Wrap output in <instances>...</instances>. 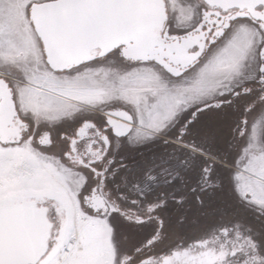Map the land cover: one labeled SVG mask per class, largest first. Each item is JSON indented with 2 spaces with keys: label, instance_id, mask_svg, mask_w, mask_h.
Masks as SVG:
<instances>
[{
  "label": "snow or ice",
  "instance_id": "1",
  "mask_svg": "<svg viewBox=\"0 0 264 264\" xmlns=\"http://www.w3.org/2000/svg\"><path fill=\"white\" fill-rule=\"evenodd\" d=\"M0 264H264V0H0Z\"/></svg>",
  "mask_w": 264,
  "mask_h": 264
}]
</instances>
